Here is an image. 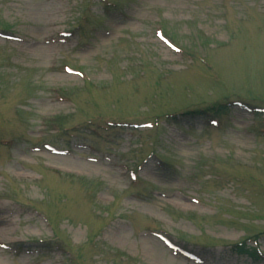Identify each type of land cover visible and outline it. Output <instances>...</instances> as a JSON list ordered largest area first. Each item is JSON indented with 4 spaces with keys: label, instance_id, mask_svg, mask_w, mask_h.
<instances>
[{
    "label": "rangeland",
    "instance_id": "rangeland-1",
    "mask_svg": "<svg viewBox=\"0 0 264 264\" xmlns=\"http://www.w3.org/2000/svg\"><path fill=\"white\" fill-rule=\"evenodd\" d=\"M0 264H264V0H0Z\"/></svg>",
    "mask_w": 264,
    "mask_h": 264
},
{
    "label": "trees",
    "instance_id": "trees-1",
    "mask_svg": "<svg viewBox=\"0 0 264 264\" xmlns=\"http://www.w3.org/2000/svg\"><path fill=\"white\" fill-rule=\"evenodd\" d=\"M227 106H228V105H226V104H225V105H219L218 107H214V108H212V109H210V110H214L215 108H216V109H215L216 111H217L218 109H221V110H222L223 108L226 109ZM215 110H214V111H215ZM204 112H205V111H204ZM244 245H246V244H244ZM244 245H243V246H244ZM239 247H240V246H239ZM245 247H247V248H245ZM245 247H244L245 250H241L242 253H251V254L253 253V251H251V249H250L248 246H245ZM236 248H238V246H236ZM244 248H243V249H244ZM255 256H256V255H255Z\"/></svg>",
    "mask_w": 264,
    "mask_h": 264
},
{
    "label": "bare ground",
    "instance_id": "bare-ground-1",
    "mask_svg": "<svg viewBox=\"0 0 264 264\" xmlns=\"http://www.w3.org/2000/svg\"><path fill=\"white\" fill-rule=\"evenodd\" d=\"M51 150H53V149H51ZM53 152H59V151H54V150H53Z\"/></svg>",
    "mask_w": 264,
    "mask_h": 264
}]
</instances>
